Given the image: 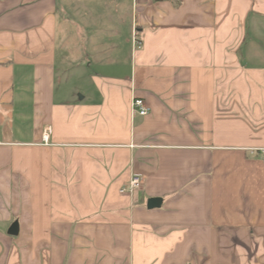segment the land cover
Returning <instances> with one entry per match:
<instances>
[{"label": "crops", "instance_id": "crops-1", "mask_svg": "<svg viewBox=\"0 0 264 264\" xmlns=\"http://www.w3.org/2000/svg\"><path fill=\"white\" fill-rule=\"evenodd\" d=\"M0 264H264V0H0Z\"/></svg>", "mask_w": 264, "mask_h": 264}, {"label": "built area", "instance_id": "built-area-1", "mask_svg": "<svg viewBox=\"0 0 264 264\" xmlns=\"http://www.w3.org/2000/svg\"><path fill=\"white\" fill-rule=\"evenodd\" d=\"M132 44H133V47L136 49L140 48L142 46V41L139 38L136 30H134V32H133ZM131 110H132L133 115H140V116H146L150 112V108L147 105V103L144 101V99L139 98V97L133 98L132 104H131ZM42 138H43V141L45 143L49 142L50 127H47L44 129ZM141 185H142L141 177L137 174H134L133 177L131 178L130 182H129L130 191L131 192L134 191L135 189H137Z\"/></svg>", "mask_w": 264, "mask_h": 264}, {"label": "water", "instance_id": "water-1", "mask_svg": "<svg viewBox=\"0 0 264 264\" xmlns=\"http://www.w3.org/2000/svg\"><path fill=\"white\" fill-rule=\"evenodd\" d=\"M159 204H160V200L158 198H150L148 200V207L149 208L159 206ZM9 233L11 235H17L18 234V226L16 223L12 225L11 229L9 230Z\"/></svg>", "mask_w": 264, "mask_h": 264}, {"label": "rangeland", "instance_id": "rangeland-1", "mask_svg": "<svg viewBox=\"0 0 264 264\" xmlns=\"http://www.w3.org/2000/svg\"><path fill=\"white\" fill-rule=\"evenodd\" d=\"M70 24H72L73 26H75L76 24L74 23V20L70 21ZM81 35V34H80Z\"/></svg>", "mask_w": 264, "mask_h": 264}]
</instances>
